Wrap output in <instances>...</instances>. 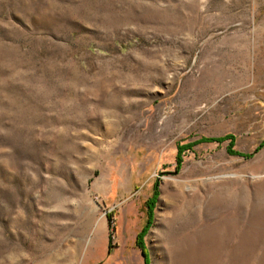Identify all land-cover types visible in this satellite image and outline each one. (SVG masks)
Listing matches in <instances>:
<instances>
[{
	"label": "rangeland",
	"instance_id": "374dc122",
	"mask_svg": "<svg viewBox=\"0 0 264 264\" xmlns=\"http://www.w3.org/2000/svg\"><path fill=\"white\" fill-rule=\"evenodd\" d=\"M227 135L264 141V0H0V264H264Z\"/></svg>",
	"mask_w": 264,
	"mask_h": 264
},
{
	"label": "trees",
	"instance_id": "16d2710c",
	"mask_svg": "<svg viewBox=\"0 0 264 264\" xmlns=\"http://www.w3.org/2000/svg\"><path fill=\"white\" fill-rule=\"evenodd\" d=\"M210 140V139H209ZM211 141H215V142H218L220 144L224 143V142H228V152L233 154V155H237V156H241L245 159H250L257 151H259L263 146H264V141L262 144H260L258 146V148L256 149L255 153H251V154H242V153H239L238 151H236L234 149L235 147V142H236V139H235V136L234 135H227L225 137H221V138H217V139H211ZM180 163L178 164H181L182 160L179 159Z\"/></svg>",
	"mask_w": 264,
	"mask_h": 264
}]
</instances>
